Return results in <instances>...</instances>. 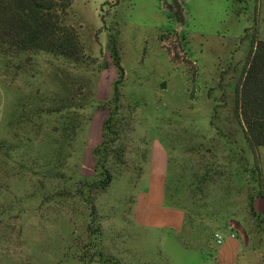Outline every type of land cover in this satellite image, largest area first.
<instances>
[{
	"label": "rangeland",
	"instance_id": "obj_1",
	"mask_svg": "<svg viewBox=\"0 0 264 264\" xmlns=\"http://www.w3.org/2000/svg\"><path fill=\"white\" fill-rule=\"evenodd\" d=\"M180 2L182 24L175 0H74L78 63L0 53V264H264V219L249 207L264 148L253 154L235 113L264 0ZM110 36L124 68L113 109L135 107V131L127 164L94 193L93 220L78 189L100 178L96 149L119 78ZM163 207L185 212L181 233Z\"/></svg>",
	"mask_w": 264,
	"mask_h": 264
},
{
	"label": "trees",
	"instance_id": "obj_2",
	"mask_svg": "<svg viewBox=\"0 0 264 264\" xmlns=\"http://www.w3.org/2000/svg\"><path fill=\"white\" fill-rule=\"evenodd\" d=\"M73 1L0 0V53L4 55L27 52L48 53L78 63L86 53L80 35L74 26L69 24ZM175 4L177 20L182 24L184 10L180 0H175ZM257 37L256 35L253 37V50L250 53L247 69L237 86L235 100L238 122L254 155L257 150L264 148V30L262 37L256 40ZM109 48L113 64L118 68L119 78L114 84V94L108 103L110 115L104 127V141L96 149V175L99 174L100 178L93 181L86 179L78 189L90 208L93 220L97 218L94 193L106 191L121 173L120 167L123 168L127 164V144L133 141L130 133L135 131V107L128 108L127 115L122 117L116 113L117 109H113V105L120 108V88L124 80V68L118 42L113 36H110ZM79 126L73 125L65 129L63 135L65 142L74 140ZM255 161L260 189L259 194L250 199L249 207L254 216L264 219L255 208V202L259 198L264 199V173L257 165L256 157ZM169 164L170 161L168 168ZM172 212L178 217L171 227L177 233H181L185 212L176 209H172Z\"/></svg>",
	"mask_w": 264,
	"mask_h": 264
},
{
	"label": "crops",
	"instance_id": "obj_3",
	"mask_svg": "<svg viewBox=\"0 0 264 264\" xmlns=\"http://www.w3.org/2000/svg\"><path fill=\"white\" fill-rule=\"evenodd\" d=\"M154 146H155L154 152H155L156 147H157L159 149V151L164 154V163H165V168H166V158L168 159V163H169V154H167V151L164 149V146H162L160 143H158V141H155ZM162 177L163 178L165 177V170L162 172L161 179H162ZM148 194H149V196H151V194H152L151 191L148 192ZM256 209L257 210L259 209L260 211H262L264 213V206L262 204L257 203ZM159 216L162 217L168 223L169 227H171V225H173V222L178 217L177 214L172 212V209L167 208V207L162 208L161 212L159 213ZM134 219H135V217H134ZM232 240H230V241H232ZM244 244L247 245L248 242L244 243Z\"/></svg>",
	"mask_w": 264,
	"mask_h": 264
},
{
	"label": "built area",
	"instance_id": "obj_4",
	"mask_svg": "<svg viewBox=\"0 0 264 264\" xmlns=\"http://www.w3.org/2000/svg\"><path fill=\"white\" fill-rule=\"evenodd\" d=\"M229 238L235 239L236 238V234L232 233L231 235H229ZM216 239H217L218 244H220V245H222V244H224L226 242V239L224 238V236H222L220 234L216 235Z\"/></svg>",
	"mask_w": 264,
	"mask_h": 264
}]
</instances>
